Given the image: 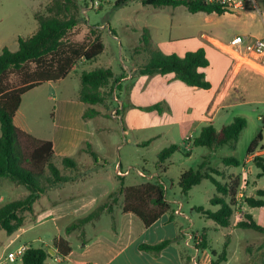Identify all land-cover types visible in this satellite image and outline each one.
Wrapping results in <instances>:
<instances>
[{"label": "rangeland", "instance_id": "rangeland-1", "mask_svg": "<svg viewBox=\"0 0 264 264\" xmlns=\"http://www.w3.org/2000/svg\"><path fill=\"white\" fill-rule=\"evenodd\" d=\"M51 1L0 0V52L5 47L10 51H16L18 49L17 37L27 38L35 33L38 24L34 17L36 14H44L47 4H50ZM79 1L82 8L91 4L90 0ZM115 1L102 0L98 9L92 10V8L88 7L89 9L85 16L79 15V24L71 29L68 36H66L67 42L88 44L92 40L89 37V29L92 26L97 28L96 31L101 36L105 50L93 61H77V71L71 72L67 75L68 77L66 76L67 78L59 80L54 89L44 85L35 88L29 96H26L21 106V110L24 113L22 120L24 131L36 138H49L53 128L52 113L55 111L57 112L56 124L61 130L60 135H66L63 131V126L71 123L73 129H76L71 134V140L74 143L81 141L85 134L77 129L79 128L80 120L78 114L76 117V108L73 107L70 110L64 104L67 99L76 97L80 87V81L77 76L83 71H93L100 67H109L115 73H119L122 68H125L124 65L128 66L134 61H140L139 59L145 62L147 55L142 50L144 31L150 36V47L165 42L158 48L166 53L172 51L171 49L192 50L197 46V41L203 42L202 38L205 36L210 39L204 40V44L212 48V42L216 44L227 43L237 34L264 35V23L249 13L223 14L222 16H217L216 14L207 15L202 12L191 14L183 5L178 7H154L143 5L141 1H130L126 5L117 8L114 6ZM204 50L207 58L211 60V51L206 48ZM236 66L241 69L247 67L241 66L240 63ZM252 71L264 76V74L256 70ZM207 76L210 79L216 78L218 72L210 69L207 71ZM124 87L125 85H122L121 89L115 87L113 98L110 97L105 104L99 107L104 124V127L100 129L103 137H94L92 139L93 147L91 148L92 152L95 153L94 155H96L93 160L97 162V166H103L104 171L112 176H115L114 167L120 162L122 170L132 167L133 170L129 175L130 177L136 175L137 169L146 173H155V166L160 165L157 164V155L162 149L168 147L167 140L172 135L179 141L178 147L180 146L181 151L175 152L168 159L169 165L166 167V174L159 170L156 173L159 172L157 174L167 191L168 200L173 202L181 199L184 204L182 211L187 217L184 220L182 217L177 216L176 221L178 223H186V227L191 232L205 230L208 252L211 250L220 255L228 237V256H226V262H221L220 264H262L264 254L258 253L256 248L264 244V235L253 230H242L233 227L237 223L238 218L241 217V207L246 206L244 199L255 194V190H251V187L264 190V177H258V174H256L258 169L252 164V173L249 174L248 182L246 183L247 189L243 192L242 197L238 201V206L234 209V214L231 217V226L223 228L216 225L201 213L193 210L194 207L198 206L212 211L217 209L212 207L210 203V199L217 195L212 183L209 180H203L199 185L191 188L188 195H182L177 185L181 172L187 169L195 170L201 160V156L208 151V148L192 146L191 155L188 156L183 146L185 143L183 142V137L185 129H188V124L182 126V129L160 128L158 130L139 132L137 129L130 130L125 123L120 121L122 111L119 112V119H114L111 116V111L113 108L116 109V99L121 100V94L124 96ZM238 94L240 105L235 104L234 107L221 113L213 124L216 129H220L222 126L230 124L234 118L239 117L246 121V127L240 132L236 141L217 149V156L211 159L213 168H224L220 162L224 157L234 156L240 165L243 164L247 157L248 146L258 133H261L262 140L260 144L264 150V84L253 79L245 81ZM144 122H150V119H145ZM146 136L154 138V142L149 146L139 147L131 142L133 138L145 139ZM119 144L127 146L117 149ZM84 148L85 146L83 150ZM77 152V150H71L68 157L78 162L79 171L84 174L86 166L85 164H80V159H86L87 157L76 154ZM55 163L60 168V163L56 158ZM227 171L231 174H238L240 173V167L229 165ZM115 178L118 181V187L115 190H111L105 199L98 201L95 209L102 204L111 203L113 198L118 200L120 197L118 195L120 178L116 176ZM140 180L142 179L140 178ZM81 192L84 191L81 189ZM26 194L27 190L24 186L2 179L0 196L3 197V201H0V207L10 201L14 202V200L24 197ZM117 204L116 202L113 205L117 206ZM35 207L37 208L38 204ZM244 209L253 216L257 223L264 226L262 217L264 209L249 208L248 206L244 207ZM29 217L31 218L32 216ZM53 227L50 223L46 224L33 230L32 236H22L12 244L9 243L10 238L5 235L4 231H1L0 264H22L19 257H17L15 262H9L6 259L7 254L11 251H16L20 244L35 248L43 246L41 242H32V239L40 236L43 243H47L55 232ZM62 233H64V230ZM71 234H73L70 238L71 245H75V241L84 237L83 233L78 230L73 231ZM64 235L66 234L64 233ZM247 259L249 263L246 262ZM51 264L55 263L52 262Z\"/></svg>", "mask_w": 264, "mask_h": 264}, {"label": "trees", "instance_id": "trees-1", "mask_svg": "<svg viewBox=\"0 0 264 264\" xmlns=\"http://www.w3.org/2000/svg\"><path fill=\"white\" fill-rule=\"evenodd\" d=\"M130 1H141L143 5L161 6H185L191 14L215 13L217 16L223 12L214 5H205L200 0H116L115 7L119 8ZM81 2L79 0H52L47 4L44 14H36L34 19L38 28L30 37H18V49L10 51L3 48L0 52V180L7 179L11 183L22 185L28 194L20 199L10 201L0 207V232L10 237L21 229L26 218L33 215L34 204L41 194L67 182L69 176L63 174L64 170H75L77 164L74 159L63 157L59 169L55 163V153L51 141L42 140L17 128L13 122L21 97L26 92L46 81H59L65 78L77 61L85 62L95 60L104 51V44L97 28L90 26L88 44L67 42L66 36L71 29L79 24L81 14ZM82 15V14H81ZM143 36L142 50L145 52L146 61L137 68L140 76L174 75L180 82L194 88L208 89L209 81L206 80L203 69L208 66V60L203 48L195 52H187L184 56L166 55L157 49H152L149 43V35L146 31ZM80 87L79 100L86 105L83 119H93L101 113L94 107L101 106L112 97L116 87V79L111 68H96L91 71H83L79 75ZM118 86V85H117ZM159 108V105L147 109ZM263 121V120H262ZM264 123V121H263ZM246 127V121L236 117L227 125L217 130L209 123L199 134L189 140L193 147H205L217 150L227 144L233 143L239 137L240 132ZM261 133L251 141L247 149V155H251L260 146ZM83 151L95 158L90 144L85 143ZM181 149L171 145L162 149L157 155V163H164L175 152ZM225 166L235 165L238 161L233 157L222 158ZM203 163L194 169L184 170L179 177L178 186L182 195H187L192 187L197 186L203 180H209L215 187L217 195L210 199L217 210H204L197 207L194 210L210 219L216 225L228 228L231 225V217L235 207L238 206L236 195L239 189L240 176L226 178L223 172L211 168L210 172H202ZM254 166L259 170V177H264V159L257 155L253 158ZM218 177H222L218 180ZM120 178L118 195L122 197V214L137 216L145 227L151 226L160 216L171 215L172 209L166 199V189L160 181V177L153 180L141 178L140 183L125 185ZM117 198L111 203L102 204L88 215L75 220L64 229L66 235L75 230L83 233L85 225L96 221L100 215L110 210ZM249 208L264 209V190L257 189L253 196L244 199ZM242 220L237 222L236 229L253 230L264 235V227L257 223L250 214L241 213ZM179 241L178 238L160 241L154 245H141L140 250L158 254L171 244ZM52 246L56 250V256L64 259L71 251L70 243L62 236L54 237ZM196 246H204L202 242ZM259 253L264 254V245L259 246ZM48 251L42 248L28 246L21 257L22 264H46L50 257ZM184 264H193L186 250H181ZM227 256V243L224 244L222 253L215 263L225 261ZM214 264V263H213ZM264 264V256L263 262Z\"/></svg>", "mask_w": 264, "mask_h": 264}, {"label": "crops", "instance_id": "crops-1", "mask_svg": "<svg viewBox=\"0 0 264 264\" xmlns=\"http://www.w3.org/2000/svg\"><path fill=\"white\" fill-rule=\"evenodd\" d=\"M258 36L262 35L260 34ZM209 39L210 38L207 36L203 37V42L197 41V46L192 50L171 49L172 51L168 53L163 52L166 55H177L178 57H182L187 52H195L200 48L210 50L212 53L211 60L206 57L208 60V66L203 69L205 78L209 81L210 87L208 89L190 87L180 82L174 75L165 76L156 74L152 76H140L137 74V68L145 63L141 59H139L140 61L138 62H132L128 66L124 65L125 68H122L119 73H115L111 69L117 81L115 86L121 89L122 85H125L124 96L121 94V100H119L122 103V117H120V121L125 123L130 130L137 129L139 132L158 130L160 128H167L170 130H173L174 128L182 129V126L188 124V129L184 128L186 131L183 137V142H185L183 146L185 147L188 156H190L192 152V144L188 141L195 138L203 127L209 123L213 124L221 113L234 107L235 104L240 105L238 92L244 86L245 81L253 79L256 82H262V84H264V76L259 75L248 67L241 69L236 66L235 63L231 61L230 57L217 49L216 46L212 45V48L207 47L204 44V40ZM164 43L165 42H161L157 46L152 45L151 48L160 50L158 47ZM210 69L218 72L216 78H208L207 71ZM76 71L77 66L75 65L68 75L71 72ZM77 78H79V75ZM57 82L59 81H46L35 88L45 85L48 88L54 89ZM35 88L22 95L21 104L14 115L13 122L17 128H20L21 130L24 129L22 122L24 113L23 110H21L22 102L26 96H29L31 92L35 90ZM64 104L70 110L73 107L76 108V117L78 114L80 120V125L77 129L84 133L85 136H83L82 140L78 143H74L71 140V134L74 133V130L76 129H73L71 123L63 126V131L66 135H60V127L56 124L57 112L54 111L52 113L53 128L51 130V136L49 138L38 139L52 142L55 158L59 163L61 162L59 158H69V152L73 149L78 151L76 154H81L82 156L85 155L87 158L80 159V164H85L86 170L84 171V174L80 173L79 164L76 161L77 168L75 170L65 169L63 174L69 176V180L40 195L34 204L32 217L26 218L23 227L9 237V243L12 244L22 236H32L33 230L50 223L54 226L53 228L55 231L52 234L50 241L43 243L40 236L32 239V242L37 241L43 244V246H38V248L48 251L47 253H49L50 257L46 260V264H51L52 262L55 264H184L181 250H186L190 259L196 260L197 264H220L221 262L215 263L219 254L211 250L209 253L207 250L208 241L204 232L205 230L191 232L186 227V223H178L176 221L177 216L182 217L184 220L187 217L182 211L184 206L182 200L177 199L171 202L168 200L167 195V202L172 209L171 215H161L160 218L149 227H145L142 221H140L135 215L122 214V197H119L117 200V206L113 205L110 210L104 211L96 221L88 225L86 224L83 228V239H78L75 241V245H71L70 238L73 234L70 233V235H64V233H62L64 230L63 228L92 212L98 201L105 199L111 190H115L118 187V181L114 175L112 176L111 174L106 173L103 166L98 167L97 162L93 160L88 152L83 151L85 143L88 142L92 148V139H94V137H103V133L100 131V129L104 127L103 120L101 119L102 112L99 109L100 106L94 107L100 111L101 114L99 116L93 119H83L82 116L86 105L79 100L78 92L75 98L67 99ZM154 105H159V108L147 109ZM148 118L150 119V122H144L145 119ZM131 142L133 145L145 147L151 145L154 142V138L148 136H146L145 139L133 138ZM178 142L179 141H177L172 135L167 140V144H169L168 147L171 145L178 146ZM126 146L127 145L119 144L117 149ZM207 150L208 151L201 156V160L198 163L199 165L204 162L201 170L202 172H210V169L213 168L211 166V159H214V157L217 156V150ZM257 155H261L264 158V150L261 147V144L253 154L247 155L243 164L238 165V167H240V173L238 174L229 173L227 171L228 166L223 164L224 168L213 169H216L218 172H223L226 178H229V176H240V181L243 171H245L247 172L248 182V176L252 173L251 166L253 164V158ZM233 158L235 157L233 156ZM221 160L220 162L222 163ZM93 162H95V164H93ZM119 164L122 166L121 162ZM168 165L169 162L167 159L164 163L156 165L155 169L156 171L159 170L163 172V174H166V167H168ZM59 169L63 170L61 164ZM256 174H259V170ZM127 176L122 179L125 185L140 183V177L137 173L132 177ZM221 178L218 177V180ZM246 183L243 190L240 189L241 184H239V189L236 195L237 202L240 199V192L243 195V192L247 189ZM81 189L84 192H81ZM251 190L256 191L257 189L251 187ZM0 201H3L2 196H0ZM37 204L38 207L36 208L35 205ZM244 207L246 206L241 207V212L249 214L245 211ZM195 208L197 207H194L193 210ZM262 217L264 219V213ZM101 220L103 224L101 223ZM240 220H242V216L238 218L237 222ZM236 224L237 223L233 225L234 228H236ZM260 225L264 227L262 224ZM57 236L64 237L70 243L72 248L71 253L64 259L56 256V250L52 246V240ZM197 236H201V238L202 236L204 237V246H196L194 239ZM175 238L179 239L177 243L167 246L156 255L139 249L141 245H154L160 241L162 242ZM226 243L228 256V237ZM259 246L256 248L258 253ZM19 247L27 248L28 246L26 244H20L17 248ZM222 262H226V256L225 261ZM246 262L249 263V260L247 259Z\"/></svg>", "mask_w": 264, "mask_h": 264}, {"label": "built area", "instance_id": "built-area-1", "mask_svg": "<svg viewBox=\"0 0 264 264\" xmlns=\"http://www.w3.org/2000/svg\"><path fill=\"white\" fill-rule=\"evenodd\" d=\"M102 0H90L88 5L92 10L98 9L101 5ZM205 5H214L216 8L221 10L223 14H244L249 13L254 17L259 18L264 23V0H200ZM87 6L81 8V14L86 15ZM217 49L228 55L236 65L240 63L241 66H247L252 70H256L261 74H264V35L262 36H250V35H234L227 43H215L212 42ZM114 96V91L112 98ZM115 98V97H114ZM116 109L113 108L111 111V116L114 119H119V112L122 108V103L119 99H116ZM132 167H128L126 170H122V166L117 164L114 167V174L116 177H125L129 175L132 171ZM136 173L140 178L146 180H153L158 178V174L146 173L144 171L136 170ZM247 182V172L243 171L241 177V187L243 190L245 183ZM239 197H242L240 192ZM195 243L202 242L201 236L195 237ZM26 248L19 247L14 252H9L6 259L9 262H15L17 257L21 258ZM193 264H197L196 260H191Z\"/></svg>", "mask_w": 264, "mask_h": 264}]
</instances>
